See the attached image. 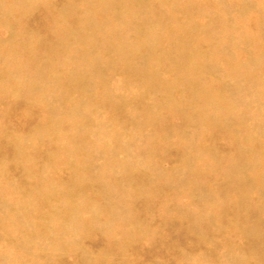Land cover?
Listing matches in <instances>:
<instances>
[{
	"label": "rangeland",
	"instance_id": "1",
	"mask_svg": "<svg viewBox=\"0 0 264 264\" xmlns=\"http://www.w3.org/2000/svg\"><path fill=\"white\" fill-rule=\"evenodd\" d=\"M0 264H264V0H0Z\"/></svg>",
	"mask_w": 264,
	"mask_h": 264
}]
</instances>
